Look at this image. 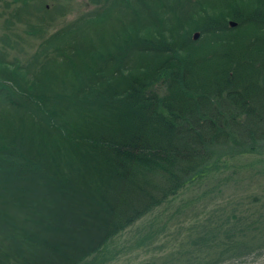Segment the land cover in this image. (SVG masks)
Segmentation results:
<instances>
[{"label":"trees","instance_id":"1","mask_svg":"<svg viewBox=\"0 0 264 264\" xmlns=\"http://www.w3.org/2000/svg\"><path fill=\"white\" fill-rule=\"evenodd\" d=\"M123 1L133 23L120 20L134 32L107 38L109 52L81 34L82 16L68 25L71 39H44L68 59L72 82L37 91L26 77L17 90L0 66V99L18 108L27 92L53 135L46 157L0 149V264H113L120 250L149 254L125 264H233L264 251V0L194 12L192 27L180 25L176 1L196 4L170 0L157 33L141 25H156L147 12L136 18ZM194 30L202 38L193 41ZM65 109L72 120L56 124ZM209 204L204 223L186 220L191 206ZM135 225L118 249L103 246Z\"/></svg>","mask_w":264,"mask_h":264},{"label":"rangeland","instance_id":"2","mask_svg":"<svg viewBox=\"0 0 264 264\" xmlns=\"http://www.w3.org/2000/svg\"><path fill=\"white\" fill-rule=\"evenodd\" d=\"M105 1L106 0H43V5L40 10V0H0V66L2 69L5 68L4 64L10 66L6 76V82L11 84L9 86L13 89H21L26 77L28 79H33L30 80V84L37 91H40L41 83L42 85L45 83L42 89H50L51 87L55 88L58 86V79H62L59 88L65 78H68L72 82V76L68 73V71L72 69L67 65L69 62L67 61L68 59L66 60L67 63H65L63 57L58 53L55 54L52 52L51 46L48 47L45 45L44 39H48L51 35L55 36V39L61 38V40H65L62 34H57V31L62 33L65 32L66 38L71 39L73 34H78V32L68 25L75 22L80 16L86 19L85 26L89 25L81 34L90 40L89 42L94 45V49L96 50H104L106 48L104 44L105 40L107 38L112 39V36L115 34L123 33L127 38L128 34L134 32L131 27H126L128 24L131 26L133 20H131V16L128 15L126 8L121 6L124 1L116 0L114 3L116 4L115 8L111 6L110 0L106 3ZM130 1L138 13L146 12L147 5V7H145L138 3L137 0ZM142 2L145 4L148 2L151 6L154 4L153 0H142ZM165 2L166 3L163 5L159 3V8L152 7L154 11H157L156 16L158 18H161L158 9H160V14L167 12H164L162 8L163 6H168L170 0H166ZM237 2L238 0H200L196 5L188 7L186 1H176V4H182V7L178 8L176 12L181 13L184 17L180 25L183 24L187 27H192L191 25L196 22L193 18L194 12H202L203 14L210 12L224 13L229 11L228 7H230L231 4ZM44 5L47 6L44 8ZM111 11L112 15H114L113 17L109 16V12ZM120 19L125 22L126 26H123L121 24L122 22L119 23L117 21ZM115 21H117V23ZM135 24L137 29L138 23ZM90 25H92V27L89 29ZM141 25L145 26L144 31H154L157 33L156 25L149 24V22H142ZM166 25L165 22L160 21V27H165ZM135 35L142 36L136 32ZM201 36L202 35L199 34L196 40L202 38ZM138 39L139 38L136 40ZM61 44L65 46L62 42ZM198 45H202L206 50L208 46L206 38ZM102 46L104 47L101 48ZM109 51L110 49H105L102 52L105 53ZM70 53L71 58H86L80 51L74 50L70 51ZM155 86L157 92L163 94L164 86L160 82L155 84ZM24 93L29 98L26 94L27 92ZM0 96L4 97L1 92ZM20 97V106L18 108L13 106L14 104L12 101L5 103L0 99V142L4 145L0 149L6 146L20 153L41 152L46 157L51 146H46L44 140L53 139V135L45 129V127L49 128L50 125L42 120L44 116L40 115L37 111L36 104L23 95H20ZM47 117L48 122H50L51 120L48 115ZM71 120L70 110L65 109L58 115L57 119H54V122L56 124L62 121L69 123ZM27 135L36 142L38 147L37 150H33L30 146L24 147L21 139H25ZM225 149L228 148L225 147ZM230 171L231 170L228 169L225 172L230 173ZM243 194H245V189H241V195ZM183 196L185 195L182 194L175 198L173 202L174 208L178 206L180 199L185 198ZM216 201L218 203H223L224 199L223 202H220L218 199ZM215 209V206L212 204L207 205L204 209H201L200 205L191 206L185 214L186 220L192 218L195 222L204 223L208 218V213ZM195 212L197 213L196 215H194ZM181 215L182 214H179V220L181 219ZM186 220L184 222L185 225L187 224ZM137 226L138 225H135L131 227L130 230L126 231L123 234L124 238L129 237L131 232L134 233V231L140 227ZM172 229L173 228L169 230L171 234H173L171 232ZM182 233L183 231H181V234ZM154 241H156V239ZM156 243H158V240ZM173 243L172 241L169 245L165 242L164 245L169 248ZM114 249L115 248L111 250L113 251ZM138 251L140 250L122 253L124 250H120L118 254L113 257H123V259L118 262L112 260V262L113 264H125L127 262V260H125L126 258H131V261H135L138 257H149V254H147L148 252L144 253ZM135 257L136 259L133 260ZM239 257L247 258L235 261L233 264H264V251L258 254L248 253L246 256L242 255ZM129 263L130 262L127 264Z\"/></svg>","mask_w":264,"mask_h":264},{"label":"bare ground","instance_id":"3","mask_svg":"<svg viewBox=\"0 0 264 264\" xmlns=\"http://www.w3.org/2000/svg\"><path fill=\"white\" fill-rule=\"evenodd\" d=\"M122 235H123V233H121V232L118 233L117 235L113 236L108 242H106L103 246L110 245L111 247L118 249L121 246V240L126 239V237L124 238V236H122ZM129 237H130V235H129ZM103 255H108V253L106 252Z\"/></svg>","mask_w":264,"mask_h":264},{"label":"water","instance_id":"4","mask_svg":"<svg viewBox=\"0 0 264 264\" xmlns=\"http://www.w3.org/2000/svg\"><path fill=\"white\" fill-rule=\"evenodd\" d=\"M230 24H231V25H234V23H232V22H231ZM194 37H196V34H195V36H194Z\"/></svg>","mask_w":264,"mask_h":264}]
</instances>
